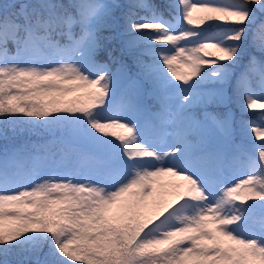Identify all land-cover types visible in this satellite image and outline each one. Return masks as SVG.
Returning <instances> with one entry per match:
<instances>
[{
	"label": "snow or ice",
	"instance_id": "obj_1",
	"mask_svg": "<svg viewBox=\"0 0 264 264\" xmlns=\"http://www.w3.org/2000/svg\"><path fill=\"white\" fill-rule=\"evenodd\" d=\"M262 101L264 0H0V264H264Z\"/></svg>",
	"mask_w": 264,
	"mask_h": 264
},
{
	"label": "trees",
	"instance_id": "obj_2",
	"mask_svg": "<svg viewBox=\"0 0 264 264\" xmlns=\"http://www.w3.org/2000/svg\"><path fill=\"white\" fill-rule=\"evenodd\" d=\"M152 2L163 5V4L165 3V0H152ZM202 27H206V26H202ZM257 55H258V54H257ZM246 62H247V56L244 57V60L242 61V63H246ZM259 111H261V110H259ZM259 111L253 112V113H251L249 116H244V119H249V120H250V119H253L255 116L258 115ZM237 119H240V114H239V112H237ZM245 143L247 144L248 141H245ZM252 143L257 144L256 141H255L254 139L252 140ZM259 143H261V142H258V144H259ZM249 146H250V145H249Z\"/></svg>",
	"mask_w": 264,
	"mask_h": 264
},
{
	"label": "rangeland",
	"instance_id": "obj_3",
	"mask_svg": "<svg viewBox=\"0 0 264 264\" xmlns=\"http://www.w3.org/2000/svg\"><path fill=\"white\" fill-rule=\"evenodd\" d=\"M80 95H82V93H74L72 96H69L68 97V99H73L75 96H80ZM262 102H264V101H262ZM259 110V109H258ZM258 110H256V111H258ZM238 112V111H237ZM252 113V112H251ZM257 122H259V121H257ZM254 139V138H253ZM256 142H260V141H256ZM258 145V144H257ZM69 264H71V262H69Z\"/></svg>",
	"mask_w": 264,
	"mask_h": 264
}]
</instances>
